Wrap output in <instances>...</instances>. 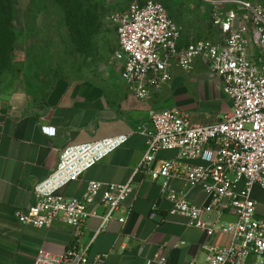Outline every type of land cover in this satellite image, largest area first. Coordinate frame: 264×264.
Returning a JSON list of instances; mask_svg holds the SVG:
<instances>
[{
	"label": "built area",
	"instance_id": "obj_1",
	"mask_svg": "<svg viewBox=\"0 0 264 264\" xmlns=\"http://www.w3.org/2000/svg\"><path fill=\"white\" fill-rule=\"evenodd\" d=\"M211 23L220 39H201L179 46L181 27L157 2L131 3L116 17L117 50L114 55L119 74L138 99L170 82L169 68H192L201 60L220 82L231 101V110L210 124H197L178 109L150 110L140 130L145 148L132 175L122 184L90 181L81 198H65L59 190L78 180L88 169L104 160L126 141L119 135L64 147L55 169L33 186V204L18 212L20 224L49 229L64 222L82 234L86 221L98 216L101 226L114 218L121 203L134 187L133 175L144 173L158 182L161 197L172 204L171 211L186 216L189 226L208 237L228 234L224 246L204 244L202 262L189 264H264V219L256 217L254 186L264 193V0H216ZM53 134V128H43ZM160 151H176V157L157 159ZM197 161L198 163H193ZM179 178L188 187H199L210 197L207 205H193L170 187ZM100 191L102 215L91 212ZM155 209V206H154ZM233 211L235 220L217 223L211 213ZM154 210L150 218L155 217ZM125 217L117 218L124 223ZM105 256L89 259L87 247L73 244L63 254L39 251L33 264H104ZM148 263L165 264L160 252Z\"/></svg>",
	"mask_w": 264,
	"mask_h": 264
},
{
	"label": "crops",
	"instance_id": "obj_2",
	"mask_svg": "<svg viewBox=\"0 0 264 264\" xmlns=\"http://www.w3.org/2000/svg\"><path fill=\"white\" fill-rule=\"evenodd\" d=\"M215 31L217 39L213 42L220 39L219 31ZM187 44L180 36L178 45ZM169 71L170 82L145 99L136 98L119 74L122 84L115 87L88 81L57 84L48 99L33 109H0V264H33L39 251L61 255L77 243L87 247L89 259L104 255V264H156L148 260L157 252L165 264L200 263L205 257L202 245L230 242L228 234L216 232L208 237L204 230L189 226V219L172 212V204L161 197L158 182L142 172L133 175V190L114 218L101 226L100 218L92 216L80 235L60 221L45 230L17 220L16 214L33 204V186L55 169L64 147L128 136L122 146L59 190L65 198L78 199L90 181L122 184L129 179L145 148V138L139 132L147 122L148 111L178 109L192 122L203 125L230 112L232 104L220 80L201 60L195 59L188 71L175 65ZM43 128H53L54 133L47 134ZM176 154L160 151L156 158L170 159ZM169 185L193 205L210 201L201 188H190L179 178H172ZM252 196L257 201L256 217L264 219V193L254 186ZM89 209L99 216L104 213L100 191ZM153 210L156 215L150 218ZM121 216L126 218L122 224L117 221ZM208 217L221 224L235 220L231 210ZM255 260L251 257L246 264Z\"/></svg>",
	"mask_w": 264,
	"mask_h": 264
},
{
	"label": "rangeland",
	"instance_id": "obj_3",
	"mask_svg": "<svg viewBox=\"0 0 264 264\" xmlns=\"http://www.w3.org/2000/svg\"><path fill=\"white\" fill-rule=\"evenodd\" d=\"M146 1L167 8L185 44L217 39L207 2L216 0H6L2 8L10 6L11 17L0 18V109H33L57 84H122L114 59L116 17Z\"/></svg>",
	"mask_w": 264,
	"mask_h": 264
},
{
	"label": "trees",
	"instance_id": "obj_4",
	"mask_svg": "<svg viewBox=\"0 0 264 264\" xmlns=\"http://www.w3.org/2000/svg\"><path fill=\"white\" fill-rule=\"evenodd\" d=\"M0 3H1V8H0V18H2V19H4V20H8V19H10V17H11V13H10V6H9V8L7 7V9L6 10H4L3 8H2V5H4L5 3H6V0H0ZM138 3V2H137ZM165 7V6H164ZM166 8V7H165ZM166 10H167V8H166ZM167 13H168V10H167ZM168 15H169V13H168ZM170 17V16H169ZM5 27H7V26H5ZM5 32L7 33V35H10L11 37H12V31L11 30H9V29H5Z\"/></svg>",
	"mask_w": 264,
	"mask_h": 264
}]
</instances>
